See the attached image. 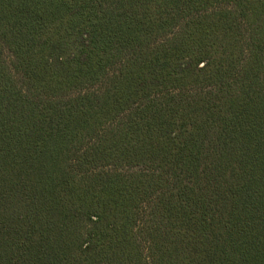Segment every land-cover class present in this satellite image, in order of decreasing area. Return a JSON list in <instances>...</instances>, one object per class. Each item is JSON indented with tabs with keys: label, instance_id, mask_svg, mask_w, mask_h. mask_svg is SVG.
Wrapping results in <instances>:
<instances>
[{
	"label": "trees",
	"instance_id": "16d2710c",
	"mask_svg": "<svg viewBox=\"0 0 264 264\" xmlns=\"http://www.w3.org/2000/svg\"><path fill=\"white\" fill-rule=\"evenodd\" d=\"M0 264H264V0H0Z\"/></svg>",
	"mask_w": 264,
	"mask_h": 264
}]
</instances>
